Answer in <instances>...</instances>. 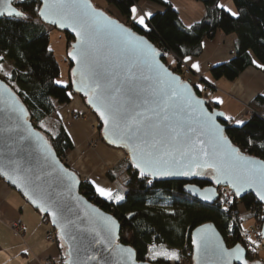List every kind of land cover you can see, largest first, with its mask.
<instances>
[{
	"label": "water",
	"instance_id": "95a60500",
	"mask_svg": "<svg viewBox=\"0 0 264 264\" xmlns=\"http://www.w3.org/2000/svg\"><path fill=\"white\" fill-rule=\"evenodd\" d=\"M14 1L26 0H10L12 8ZM35 1L40 4V8L43 7L42 0ZM86 2L90 5L87 9L89 16L103 25L101 30L89 29L86 39H82L80 23L73 18L77 9L72 6V0H65L66 7L60 14H50L47 18L38 16L47 26L71 36L73 41L68 62L72 66L71 75L74 78L71 82L72 89L84 97L86 105L98 118L103 143L123 150L133 169L142 175L141 169L133 163L130 147L122 139L124 122H119V126H116L112 120L109 119L106 124L105 119L101 118V112H105L98 99L101 94L106 103L127 114L128 122H140L136 136L156 145V150L162 157L159 167L172 173L153 175L145 172L142 176L151 181L162 178L177 181L183 177L195 179L202 172L209 171L213 185L200 189L188 184L184 187V193L201 204L213 206L218 201L217 190L226 188L236 200L240 201L251 195L264 207V200L259 198L255 187H245L237 195L229 179L204 164V161H210L217 167H226L219 156L212 157L213 139L210 135L212 124L222 129L224 135V127L220 124L224 120V114L218 109L209 110L207 100L198 96L194 87L184 83L178 74L168 69L161 61L162 54L144 37L95 9L89 0ZM8 3L9 0H0V11L6 9ZM12 17L17 16L5 12L0 15V21ZM117 25L147 41L158 53L155 60L166 69L167 75L161 73L158 76L154 69L144 63L139 50H133L131 46L125 47L122 41L126 39V34ZM143 53L147 54V49ZM173 91L176 95H173ZM107 115L105 112V117ZM205 115L212 117L207 125L203 123ZM229 143L231 144L230 141ZM231 146L234 147L232 144ZM202 149H206L209 155L205 156ZM193 154L199 159L201 166L192 162ZM0 179L16 191L34 211L47 217L51 228L65 247L64 264H151L138 262L135 251L119 242V223L91 205L79 193L82 182L79 176L60 162L43 135L34 129L25 107L1 80ZM261 236L264 242V215ZM190 237L193 264H224L227 258L221 256L220 249L231 251L236 247L227 248L210 223L194 228ZM240 247L243 250L241 259L232 257L230 264H242V261L247 264L248 254L241 245ZM127 249H131V257L125 251Z\"/></svg>",
	"mask_w": 264,
	"mask_h": 264
},
{
	"label": "trees",
	"instance_id": "16d2710c",
	"mask_svg": "<svg viewBox=\"0 0 264 264\" xmlns=\"http://www.w3.org/2000/svg\"><path fill=\"white\" fill-rule=\"evenodd\" d=\"M141 1L159 8L158 12L147 18L145 28L131 20L132 9ZM194 1L203 5L205 13L198 23L193 24L184 23L171 4L163 0H104L106 6L117 13L118 18L110 8L105 7L103 13L116 18L144 37L162 54V63L176 74H179L183 60L198 58L202 53L203 43L221 35L232 38L233 57L209 69L212 79L232 82L248 68H255L264 76V0H226L236 15L220 6L221 0ZM12 6L23 13V16L3 18L0 21V80L25 107L34 129L43 135L51 149L59 155L74 150L58 115L73 96L79 97L87 110L95 116L101 138L102 127L98 118L86 105L84 97L72 89L71 82L74 78L70 63L68 83L65 86L56 85L60 68L49 47L50 32L55 29L39 19L37 9L40 4L35 0H26L14 1ZM64 36L70 51L73 40L68 34ZM167 56L173 57L177 63L175 67L168 63ZM200 90L194 87L196 94L204 98L207 93ZM207 102L209 110L218 109L213 102ZM249 108L252 112L243 125L234 126L232 120L225 116L220 124L224 127V136L241 154L264 161V147H261L264 145V98L256 97ZM127 160L124 191L118 189L104 198L96 193L91 184L84 181L80 184L79 193L91 205L119 223V242L135 251L138 262L181 264V253L186 257L184 248H191V231L205 223L215 227L227 248L236 245L234 241L239 234L233 228L228 237V215L221 212L217 204L207 206L184 193V187L188 184L200 189L213 185L209 171L202 172L195 179L183 177L177 181L168 178L151 181L133 169L129 159ZM67 168L70 169L68 166ZM106 176L113 182L110 172ZM239 205L243 210L261 209L251 195L240 200ZM41 217L50 224L46 216ZM50 232L55 237L52 244L57 246L65 259L64 245L52 228L48 233ZM172 253L175 254V259L169 258ZM247 260L264 264V254L258 255L257 259L249 256Z\"/></svg>",
	"mask_w": 264,
	"mask_h": 264
},
{
	"label": "crops",
	"instance_id": "0c3cea01",
	"mask_svg": "<svg viewBox=\"0 0 264 264\" xmlns=\"http://www.w3.org/2000/svg\"><path fill=\"white\" fill-rule=\"evenodd\" d=\"M138 6L142 8L146 26L147 18L158 12V9L143 1L139 2ZM131 20L145 28L144 25L136 22L132 16ZM183 22L193 24L186 20ZM232 57V38L217 35L212 41L203 43L202 53L198 58H186L183 63L194 75L201 78L203 85L213 88L212 94L215 99L209 101L216 104L218 110L226 118L231 119L233 124L241 126L249 118L250 114L246 109L249 104L258 96L264 98V76L257 69L248 68L232 82L224 79H212L208 66L214 67L223 64ZM73 114L78 113L73 112ZM237 121L243 123H237ZM70 139L74 149L85 146L87 143L84 140L77 144L71 136ZM101 142L103 143V141ZM99 145L100 148L98 147L99 149L93 155L98 158L96 159L97 162L101 160L104 164L111 165L112 168L122 165L128 166V157L123 150L109 147L105 143ZM88 155H90L89 162L82 160L79 162V166L88 163L93 166V156L90 153ZM79 166H75L76 169H72V171L79 176L82 182L87 181L91 184L99 196L101 195L97 192V187L104 188L110 195L118 190L115 188L114 182H111L107 176L103 180L97 176L92 178L84 176L83 178V175H80L83 172L79 170ZM101 197L105 198V196ZM15 224L22 227L18 234L12 230V226ZM50 227V224H47L40 214L34 211L16 191L0 179V264H62V260L65 259L59 253L57 246L45 240Z\"/></svg>",
	"mask_w": 264,
	"mask_h": 264
},
{
	"label": "snow or ice",
	"instance_id": "6c2138e0",
	"mask_svg": "<svg viewBox=\"0 0 264 264\" xmlns=\"http://www.w3.org/2000/svg\"><path fill=\"white\" fill-rule=\"evenodd\" d=\"M42 2L43 7L37 9V12L44 18H47L50 14H60L61 10L66 7L65 0H42ZM72 6L77 9V11L73 13V18L80 23L81 29L83 30L82 39H86L87 31L89 29L101 30L103 28V25L89 16L87 9L90 8V5L87 4L86 0H72ZM132 11L135 12V8H133ZM5 12L9 15L14 14L17 17L23 16V13L11 7L10 0L8 7L3 11H0V15H3ZM233 15H236V13H233ZM109 23L111 22L109 21ZM139 23L143 24V18L139 20ZM117 27L121 29V32L126 34V39L122 41L125 47L131 46L133 50H139L143 56L144 63L154 69L158 76L161 73L167 75L166 69H164L162 65H159L155 60L158 53H156L155 50L147 44V41H145L142 37H135L127 29H123L122 26L117 25ZM78 35H81V33H78ZM144 49H147V54L143 53ZM97 87H99V84H97ZM183 87L187 88L186 85ZM173 95H176L174 91ZM98 99L101 101L105 112L108 114L107 117H105V112H101V118L105 119L106 124L109 119L112 120L113 124L116 126H119V122H124L122 139H125L127 142L126 146L130 147V150L133 153V163L141 169V174L143 175L145 172H151L153 175L172 174L171 172L159 167L162 157H160L158 151L156 150V145L149 144L146 140H141L136 136V132L140 127V122L135 120L128 122L127 114L122 112L119 108H114L111 104L106 103L102 94L98 97ZM195 103L199 104L200 102L195 101ZM211 120V116L205 115L203 123L207 125ZM237 123L243 122L237 121ZM210 135L213 139L212 157L215 158L216 156H219V158L226 164V167H217L216 164L211 163L210 161H204V164L206 166L213 167L220 175L229 179L232 186L236 189L237 195H239L245 187H255L259 198L264 200V161H256L252 158L241 155L239 150L232 147L227 140V137L223 135V130L214 124L210 125ZM249 143H251V141H249ZM261 147H264V145ZM201 151L204 152L205 156L209 155L206 149H202ZM186 154L187 153H185V155ZM192 162L196 163L197 166H201L199 159L194 154L192 156ZM164 163H167V161H164ZM217 182H219V179ZM96 190L101 196H110V193L104 188L97 187ZM117 199L121 198L117 197ZM125 251H127L129 257H131V249H127ZM242 251L243 250L240 245H236V247L231 251L220 249V254L222 257L227 258L224 260V264H230L232 257L237 260L241 259ZM169 258L175 259V254H170ZM242 264H244L243 261Z\"/></svg>",
	"mask_w": 264,
	"mask_h": 264
},
{
	"label": "rangeland",
	"instance_id": "374dc122",
	"mask_svg": "<svg viewBox=\"0 0 264 264\" xmlns=\"http://www.w3.org/2000/svg\"><path fill=\"white\" fill-rule=\"evenodd\" d=\"M90 3L92 4V6L103 12L104 8L106 7V9L110 8L107 7L104 0H89ZM167 3H170L171 6L178 12L180 18L182 20H186L189 21L190 23H198L202 17L204 16L205 10L204 7L201 3L196 2L194 0H163ZM146 3V1H143ZM226 0H221L219 2V5L226 8L227 10L229 9V11L231 13H234V9L231 6V4H227ZM147 4H150L147 2ZM151 6H153L154 8H158V6L151 4ZM135 12H132V17L135 19L136 22H139V20L141 18H143V24L140 23V25H144L145 26V19L143 16V11L142 8H139L138 5H136L135 7ZM105 9V10H106ZM111 10H113L112 8H110ZM104 10V11H105ZM112 14L118 18L117 13L113 10ZM113 16V17H114ZM114 18V19H116ZM50 50H52L54 52V55L56 57V60L58 62L59 68H60V77L59 79L56 80V85L58 86H65L68 83V55L70 53V51L67 49L66 46V39L64 36V33H61L57 30H51L50 32ZM167 61L168 63L172 66L175 67L177 63H175L173 57L171 56H167ZM211 67L208 66V70ZM207 86V85H206ZM210 87V86H208ZM212 88V87H210ZM201 89L200 91H204L203 88H199ZM213 89V88H212ZM213 91V90H212ZM216 92H218V90H216ZM215 92V94H217ZM207 94H205L204 99L209 101L211 99H215L213 98V94L212 92H206ZM203 94V93H202ZM248 111V114H251V109L249 108V106L246 108ZM73 112H77L78 115L81 116V119L76 121L73 120V116L74 114H72ZM59 119L61 120V122L63 123L64 127L66 128L67 132L70 134L72 140L79 144L81 142H83L84 140H86L85 142L86 145L85 146H81L80 148H75L74 152L71 153H65L63 155V163L64 165L68 166L71 170L72 169H76L75 166H79V162L80 161H88V159L90 158V155L87 156V154H92L95 155L96 151L100 148L99 144H103L101 142L100 139V135L97 131V126L98 123L96 121V118L94 115H92L87 108L84 106V104L82 103L81 99L77 96H73L71 102L66 105L65 107H63L59 113ZM234 126H236L235 124H232ZM79 130V131H78ZM87 138V139H86ZM84 142V143H85ZM99 147V148H98ZM93 159V166H90V164H84L82 166H79V170H81L83 173L80 175H83L86 177H98L101 180L104 179V177L110 172V174L113 177V182L116 185L115 188H118L122 191L125 190L124 185L125 182L127 180V176L125 175L126 173V167L128 166H119L117 168L113 167L110 165L108 166L107 164H104L103 161L99 160V162H97L96 157H92ZM89 162V161H88ZM128 162V160H127ZM81 165V163H80ZM77 168V169H78ZM83 168V169H81ZM78 172V171H77ZM96 179V178H94ZM107 180V179H106ZM114 185V186H115ZM221 189V188H219ZM218 189V190H219ZM238 209L240 210V212L242 214H244L243 212V208L238 205ZM244 218L246 217L245 215H243ZM242 223H244L245 227L247 229H250L252 227H256L258 225V222L255 218H253V216L248 217L247 220H243ZM51 226V225H50ZM264 254V249L263 251H261L260 253H258V255H263ZM254 255H250L251 258L257 259V256ZM249 257V256H248ZM173 263V262H171ZM191 264H193V262L191 261Z\"/></svg>",
	"mask_w": 264,
	"mask_h": 264
},
{
	"label": "built area",
	"instance_id": "2783aa9c",
	"mask_svg": "<svg viewBox=\"0 0 264 264\" xmlns=\"http://www.w3.org/2000/svg\"><path fill=\"white\" fill-rule=\"evenodd\" d=\"M181 80L186 83L189 86L192 87H198V88H203L204 92H212V88L203 85L201 83V78L197 77L196 75L193 74V72L184 64H181L180 69H179V74ZM81 116L78 114H74L73 120H80ZM55 154L58 155V159L62 164L63 163V155H59L58 153ZM218 194V201L216 204L220 208L221 212L224 214L228 215L229 217V234L228 237L231 236L232 229L236 228L238 231V238L234 241V243L237 245H241L247 254L250 255H258L261 251L264 249V242L262 240L261 236V228H262V220H263V215H264V207L261 206V209H252V210H243L244 214L240 212L238 209L239 205V200H236L231 193L226 188H221L217 190ZM245 215L246 217L244 218ZM253 216L258 222V225L256 227H252L250 229H247L242 223V221L247 220L248 217ZM12 230L18 234L22 230V227L20 225H13ZM45 240L54 243L55 237L53 232H50L46 235ZM191 249V250H190ZM184 252L186 253V257L182 255L181 251V264H191L192 260V248L185 247ZM64 261L62 260V263ZM173 264V263H170Z\"/></svg>",
	"mask_w": 264,
	"mask_h": 264
},
{
	"label": "flooded vegetation",
	"instance_id": "af4514ba",
	"mask_svg": "<svg viewBox=\"0 0 264 264\" xmlns=\"http://www.w3.org/2000/svg\"><path fill=\"white\" fill-rule=\"evenodd\" d=\"M253 263H255V262H252V261L247 260V264H253Z\"/></svg>",
	"mask_w": 264,
	"mask_h": 264
}]
</instances>
